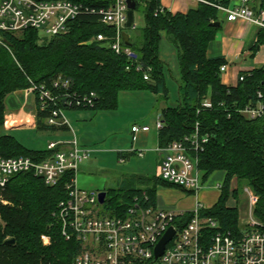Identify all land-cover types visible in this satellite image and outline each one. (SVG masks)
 I'll return each instance as SVG.
<instances>
[{
	"label": "trees",
	"instance_id": "16d2710c",
	"mask_svg": "<svg viewBox=\"0 0 264 264\" xmlns=\"http://www.w3.org/2000/svg\"><path fill=\"white\" fill-rule=\"evenodd\" d=\"M95 10L105 9L109 0H68ZM227 6L230 0H207ZM135 10L142 6L143 27L137 42L129 48L136 58L115 54L107 41H91L97 35H114L110 26L99 21L98 14L80 13L69 23V32L41 40L38 30L26 29L21 34L3 33L7 48L0 45V128L3 126L5 98L30 86H44L53 95L66 91L76 96L94 94L93 105L68 107L59 102L61 109L114 110L119 93L147 91L167 100L166 66L158 58L160 34L174 48L179 70L177 97L171 106L160 114L163 127L157 131L158 146L163 148L173 141L190 135L197 124L201 135H210L209 142L199 153V169L202 182L216 171L225 172L218 201L211 208L200 210V217L213 218L226 231L237 228V211L227 208L230 183L248 185L258 196L254 214L264 219V117L249 121L238 112L255 102L256 93L263 88L264 68L243 74L236 87L221 83L219 68L223 58H208L207 49L214 41L220 22L217 10L207 4H198L186 13H171L160 9L161 0H134ZM264 10V0H259ZM127 32V31H126ZM42 41V42H40ZM91 41V42H90ZM257 43L264 44V30ZM147 80L144 72L147 68ZM139 68L140 70H137ZM67 80L66 90L53 87L58 79ZM210 100L211 108L202 103ZM35 129L40 132H67L66 125H49L53 105L41 108L34 101ZM131 155L134 152H130ZM46 149L32 150L22 146L9 133L0 136V156H30L43 158ZM142 181V182H141ZM127 186L106 192L104 209L108 215L118 214L129 206L133 196L145 191L150 204H156V192L161 186L172 187L156 176H133ZM233 195H237L236 190ZM65 199L62 184L49 187L32 174L11 177L0 191V264H69L77 254L79 244L65 240L56 223L57 205ZM185 213L177 219L183 225L191 219ZM208 235V232L205 233ZM50 237L49 246H43L40 237ZM13 239V243L7 242Z\"/></svg>",
	"mask_w": 264,
	"mask_h": 264
},
{
	"label": "built area",
	"instance_id": "2783aa9c",
	"mask_svg": "<svg viewBox=\"0 0 264 264\" xmlns=\"http://www.w3.org/2000/svg\"><path fill=\"white\" fill-rule=\"evenodd\" d=\"M190 1L197 5L213 6L221 21H243L256 26L259 31L264 30V10L259 8V0H230L227 6L207 0ZM109 2L107 8L95 10L68 0H0V45L7 48L1 34L16 35L26 29L38 30L42 41L66 35L69 23L83 12L98 14L99 21L114 30L111 37L99 34L91 41H107L115 54L131 57V52L122 39V33L126 32V0ZM160 5L161 11H170L161 3ZM132 28H136L134 22ZM149 71L148 67L144 72V80L148 79ZM226 71L227 65H221L220 76ZM242 80L243 74H240L238 82ZM262 85L263 88L256 93L255 102L238 111L246 120L264 117V82ZM53 87L66 90L69 82L58 78ZM21 92L26 100L30 96L34 97V101L37 99L41 108L47 104L54 106L47 124L67 127L69 123L64 117L63 109L58 107L59 102L62 101L68 107H91L92 98L95 97L93 93L80 97L66 91L53 95L44 86L35 85ZM202 107L211 108L210 100H205ZM22 126L29 124L7 114L0 128V136L4 129ZM162 127L163 122L158 117L155 129L159 131ZM149 130L145 125H133L132 142H136L137 134L148 133ZM199 132L196 124L190 135L163 148H157L163 155L159 167L160 178L172 187L193 195H197L204 185L198 155L210 140V135H201ZM46 150L48 154L43 158L0 156V191L6 187L11 177L26 173L41 179L49 187L63 185L65 199L58 203L54 217L65 240L74 239L79 244L78 252L69 264H264V219H259L254 214L258 196L248 185H243L242 188L247 197V211L244 215L240 214L243 219H239L238 203L233 199L237 184L229 189L225 206L236 210L238 214L237 228L233 231L224 230L213 218L200 217V210L205 209L200 203L189 211H168L159 207L157 192L155 205L150 204L148 194L142 191L133 196L129 206L122 212L108 215L102 210L103 204L98 202V193L82 191L76 184L78 169L90 158L92 150L82 147L75 136L68 142L49 143ZM131 152L135 150L132 149ZM137 156L141 157L142 152L139 151ZM222 183L223 179L214 185L220 193ZM185 213H190L191 219L183 225L177 224V219ZM169 228L174 230V236L166 244L162 255L155 259L154 248ZM207 232L208 235L205 234ZM41 243L49 246L50 237L42 235Z\"/></svg>",
	"mask_w": 264,
	"mask_h": 264
},
{
	"label": "rangeland",
	"instance_id": "374dc122",
	"mask_svg": "<svg viewBox=\"0 0 264 264\" xmlns=\"http://www.w3.org/2000/svg\"><path fill=\"white\" fill-rule=\"evenodd\" d=\"M134 23L136 28L126 29V31L131 40L137 42L143 27L142 6L134 11ZM176 81L169 82V98L167 100L147 91H124L119 93L117 107L114 110L96 112L71 108L63 109L64 117L75 132L78 143L82 147L92 150L90 158L80 165L76 174V184L80 190L95 193L108 190L118 192L120 188L126 186L130 189L139 187L137 183H131L133 176L149 175L159 177V166L156 164L155 155L152 152L145 153L143 157L129 156L125 152L129 151L131 147L132 125H148L150 127L147 140L148 150L151 151L157 145L155 121L160 117L163 107L174 104L177 96ZM23 98L22 92L8 95L5 98V111L17 109L24 100ZM8 101L16 103V106H12L13 108L8 110ZM33 105L34 97L30 96L27 111H31ZM9 134L22 146L32 150L46 148L49 140L72 139V133L69 132H40L25 127L10 130ZM224 176L225 172L223 171L214 172L208 178L205 186H213L221 182ZM230 184L231 188L237 184V195H233V199L238 203L239 219H243L241 215H244L247 211V197L242 190L243 185L239 186L236 178H233ZM208 190V193H212L213 196L218 191L216 188ZM205 191L206 188L200 190L198 197ZM175 192L176 188L173 187L161 186L157 189V195L160 197V201L165 204V210L180 211V209L186 207L189 196L184 203L178 202L179 200L172 194ZM213 196L210 195V199ZM210 202H215L214 198L208 200V204L204 201L203 205L207 206ZM104 204L102 210L107 211L104 209ZM8 239L9 237L6 238V240Z\"/></svg>",
	"mask_w": 264,
	"mask_h": 264
},
{
	"label": "crops",
	"instance_id": "0c3cea01",
	"mask_svg": "<svg viewBox=\"0 0 264 264\" xmlns=\"http://www.w3.org/2000/svg\"><path fill=\"white\" fill-rule=\"evenodd\" d=\"M161 4L162 6L170 10L172 13H183V14L186 13L188 10L197 7V4L190 0H161ZM259 33L260 31L256 26L245 23L243 21H236V22H227L225 20L221 21L220 29L217 31L215 35V39L209 45L206 53L208 58H223V60L225 61V64L227 65V71L224 75L220 76L221 83L223 85L227 87H236L238 84V77L240 74L249 73L258 68H264V44L259 45L257 43ZM158 58L166 66L167 71L165 76H166V86L168 88L169 82L172 81L175 82L176 80L179 79V70H178L175 50L166 41L163 33L160 34V41L158 44ZM17 92H21V91H17ZM23 99L24 100L20 103L19 107L15 110H9V109L13 108L12 106H16V103L14 104V102L12 103L8 101L9 111H5V115L7 114L14 115V117L17 118V120H19L20 122H28L29 124V126H22L17 128L25 127V128L35 129V118L33 111L35 104L33 105V109L31 111L30 110L27 111L26 108L28 105V100H26L25 98ZM163 109L164 107L162 108V110ZM157 117L158 115L156 116V118ZM26 119H28L29 121H27ZM145 126L148 125L145 124ZM68 128L69 130L67 132L72 133V138H73V136H75V132L72 130L70 123ZM13 129L15 128H7L6 130L4 129L3 132L9 133V131ZM149 133L150 130L148 133L137 134L136 142H132L131 140L130 150L126 151L125 154L130 156L131 155L130 152L132 149L135 150V152L132 155H137V153H139L140 151L142 152L141 157H143L144 154L147 152H152L155 155L156 164L160 167V162L162 160L163 155L157 151L158 141H157V145L151 151L148 150L147 140ZM131 138H132V133H131ZM70 140H65V139L49 140L47 142V145L52 142L60 143V142H68ZM38 150H43V149H38ZM140 176H149V175H140ZM207 181L203 185V188H206V191L203 192L199 197L198 194L193 195L189 192H185L181 189L176 188V192L172 194L175 198L179 200L178 202L184 203L186 201V198L189 196L186 207H183V209H180V211H189L197 203L203 205L204 201H206L208 204V200H212L213 198L215 202H210L209 205L207 206L203 205V206L205 208H210L216 204V202L219 199L220 192L217 191V193L214 196L212 193L210 192L208 193L209 191L208 189H214V185L205 186ZM210 195L213 196L212 199H210ZM157 204L159 207L165 209V204L160 201V197L159 200H157Z\"/></svg>",
	"mask_w": 264,
	"mask_h": 264
},
{
	"label": "water",
	"instance_id": "95a60500",
	"mask_svg": "<svg viewBox=\"0 0 264 264\" xmlns=\"http://www.w3.org/2000/svg\"><path fill=\"white\" fill-rule=\"evenodd\" d=\"M126 4H127V8H128L127 20H126V29H130V28H132V25L134 22V11L136 8V4L133 0H126ZM210 26L219 27L220 22L211 23ZM122 39H123L124 45L126 47L130 48L132 44L129 41V35L127 32L122 33ZM130 56L132 58H136V55L133 53H131ZM105 199H106V192L98 193L99 204H104ZM173 236H174V230L172 228H169L154 248V258L155 259L159 258L162 255L166 244L173 238ZM7 242L13 243V239L8 240Z\"/></svg>",
	"mask_w": 264,
	"mask_h": 264
},
{
	"label": "bare ground",
	"instance_id": "6f19581e",
	"mask_svg": "<svg viewBox=\"0 0 264 264\" xmlns=\"http://www.w3.org/2000/svg\"><path fill=\"white\" fill-rule=\"evenodd\" d=\"M25 120V119H24ZM27 121H29L28 119H26Z\"/></svg>",
	"mask_w": 264,
	"mask_h": 264
}]
</instances>
